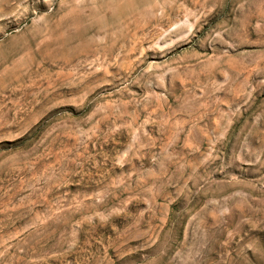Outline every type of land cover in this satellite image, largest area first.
Instances as JSON below:
<instances>
[{
	"label": "rangeland",
	"instance_id": "1",
	"mask_svg": "<svg viewBox=\"0 0 264 264\" xmlns=\"http://www.w3.org/2000/svg\"><path fill=\"white\" fill-rule=\"evenodd\" d=\"M0 264H264V0H0Z\"/></svg>",
	"mask_w": 264,
	"mask_h": 264
}]
</instances>
